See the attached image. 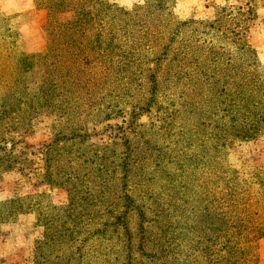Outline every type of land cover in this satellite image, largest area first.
<instances>
[{
  "label": "rangeland",
  "instance_id": "1",
  "mask_svg": "<svg viewBox=\"0 0 264 264\" xmlns=\"http://www.w3.org/2000/svg\"><path fill=\"white\" fill-rule=\"evenodd\" d=\"M104 1L126 9L142 4V0ZM247 4L260 19L245 17L241 39L264 64V0H175L171 14L179 21H212L218 7ZM0 9L11 19L20 50L28 55L43 53L47 12L33 0H0ZM72 18L68 13L57 20ZM164 79L160 83L167 98L154 101L148 109L141 101L150 88L144 80L125 82L113 92L104 88L80 109L88 124L100 123L98 128L105 129L108 145L100 147L98 137L84 145L77 140L58 145L59 175L69 166L64 161L66 151H85L91 160L105 152L104 165L78 161L71 166L75 176H89L83 183L72 179V193L44 179L41 149L51 142L46 122L39 119L30 133H18L15 168L0 179V202L40 201L47 217L50 209L67 207L72 194L78 205L73 215L83 216L80 224L70 222L62 231L76 240L55 252L43 247L41 264H137L155 260L164 249L178 258L161 261L166 264H207L204 247L210 249L209 261L223 250L228 240L223 232L233 226V171L243 176L264 173V136L225 142L222 127L230 119L212 113L199 99L191 108L184 98L187 83L173 87ZM197 110L196 116L189 113ZM245 193L254 208L256 191ZM44 232L35 214L1 224L0 264H35L36 244L44 242ZM69 240L66 237L65 244ZM256 254L258 264H264V237L257 239Z\"/></svg>",
  "mask_w": 264,
  "mask_h": 264
},
{
  "label": "trees",
  "instance_id": "2",
  "mask_svg": "<svg viewBox=\"0 0 264 264\" xmlns=\"http://www.w3.org/2000/svg\"><path fill=\"white\" fill-rule=\"evenodd\" d=\"M33 1L48 16L41 54L20 50L11 19L0 9V179L15 168L18 135L30 133L32 124L41 119L51 134V142L41 149L44 179L72 193V179L83 183L89 176H75L71 166L78 161L104 165L105 152L91 160L85 151L68 150L64 161L70 167L66 165L59 175L58 145L76 140L84 145L98 137L99 146H107L105 129L98 128L100 123L88 124L79 112L104 88L113 92L125 82L144 80L150 86L148 97L141 100L146 109L167 98L162 77L173 87L186 82L188 106L195 108L199 99L212 113L230 119L222 127L225 142L264 136V64L254 49L243 44L240 33L245 17L260 19L253 6L218 7L212 21H179L171 14L175 0H142L129 9L104 0ZM68 13L73 14L71 20H57ZM198 110L189 113L196 116ZM247 175L233 171V226L224 230L228 240L214 261H209L210 249L204 247L207 264H258L256 242L264 237V173ZM254 191L253 208L245 192ZM24 200L0 202V225L35 214L45 229L44 242H38L35 251V264H41L38 257L43 247L55 252L76 240L72 233L66 236L62 231L70 222L80 224L83 216L73 215L78 205L72 194L67 207L52 208L47 217L42 202L24 204ZM168 259L178 258L164 249L155 260L137 264H166L161 261Z\"/></svg>",
  "mask_w": 264,
  "mask_h": 264
}]
</instances>
